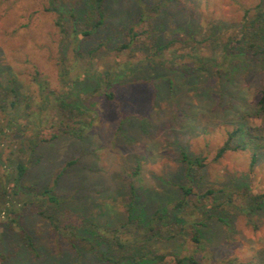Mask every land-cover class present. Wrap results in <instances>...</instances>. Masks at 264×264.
Returning <instances> with one entry per match:
<instances>
[{
	"label": "rangeland",
	"instance_id": "obj_1",
	"mask_svg": "<svg viewBox=\"0 0 264 264\" xmlns=\"http://www.w3.org/2000/svg\"><path fill=\"white\" fill-rule=\"evenodd\" d=\"M55 4L66 36L56 25L57 14L48 9L49 0H0V87H14L34 113L24 133H10L2 141L4 157L14 149L25 152L28 138L57 124L49 106L41 117L37 113L43 97L35 76L59 95L68 90L62 68L72 69L67 82L81 81L89 67L97 74L66 95L67 103L85 112L84 122L77 124L81 136L62 134L32 144L34 150L23 154L30 162L23 185L40 192L57 179L53 190L64 202L47 211L58 222L89 218L112 228L126 220L132 190L135 214L144 220L164 210L186 222L185 230L191 223L199 234L198 242L185 235L154 238L145 252L192 256L197 264H264V200L250 210L245 199L264 193V122L257 108L264 87V0H105L103 23L78 36L73 33L77 26L96 20L90 0ZM243 27L250 35L241 38ZM132 31L147 50L122 47ZM228 38L237 42L240 55L248 42H257L260 53L236 58L220 71L212 63L192 74L179 69L193 63L192 46L210 55L212 40ZM152 42L168 44L153 57L166 61V67L144 60L152 56ZM131 64L138 66L134 73L112 75ZM4 122L0 112V126ZM237 129L234 149L216 158ZM182 152L202 157L204 166L191 168L186 176ZM3 174L0 165V180ZM183 184L193 187L194 201L200 198V211L193 204L175 209ZM207 190L213 191L209 198ZM30 198L24 186L19 189L20 202ZM38 210L34 202L0 217L1 264H110L106 258L115 256L114 250L104 245L83 249L77 240L55 232ZM17 224L32 236L37 254L26 247Z\"/></svg>",
	"mask_w": 264,
	"mask_h": 264
},
{
	"label": "trees",
	"instance_id": "obj_2",
	"mask_svg": "<svg viewBox=\"0 0 264 264\" xmlns=\"http://www.w3.org/2000/svg\"><path fill=\"white\" fill-rule=\"evenodd\" d=\"M55 1L56 0H49L48 9L57 14L56 25L60 32L66 36L67 32L63 21V15L59 12ZM104 2L105 0H90L96 20L93 24L87 27L77 26L73 32L75 36H78L79 34L89 35L95 28L103 23ZM241 30L243 34L241 38L250 35V33L245 30V27ZM135 35L136 33L132 31L128 43L123 44L122 47H130L132 51L147 50V46L135 41ZM153 45L155 49L152 56H147L144 60L155 68L166 67V61H156L153 57L159 56V52L168 44L157 46V42H154ZM236 45L237 42H233L232 38H228L226 41L220 39L212 40L210 55L202 54L199 52V47L192 46L191 48L193 52L189 54V57L192 59L193 63L189 65L183 64L178 67L187 74H192L197 69H205L208 63H212L216 68L219 67L218 70L220 71L221 67L224 65H231L236 58L247 59V55L250 52L251 57L260 52L264 55V49L260 50V52L257 50V42H248V45L243 50V55H240V53L235 50ZM77 54L84 57L81 53ZM64 68L61 69L60 73L62 77L61 81L63 82V88L68 90L59 95L49 88L48 83L45 80L35 76L40 94L43 97V102L41 104L43 108H39L37 113L41 117L44 115V109L49 106V109L53 110L56 115L57 124H54L47 133L44 132L45 130H40L37 131L32 138H28L25 142L27 143L24 148L25 152H23V150L14 149L9 151L5 157L3 155L4 150L2 141H4L10 133H24L25 129L28 128V124L31 123L30 121L34 113L31 115V112H29L30 104L27 101L28 99L21 98L14 87L8 89L0 87V112L5 116V122L0 126V165L4 168V174L0 180V217H10V215L15 214L17 210H20L23 205L27 206L31 203L37 202L39 208L38 213L50 222V225L55 232L62 234L70 241L77 240L83 249L97 250L100 246L104 245L108 249L114 250L115 256L112 258H106L110 264H197L192 256H179L178 254H172L171 252H165L162 250L151 251L150 253L145 252L146 243L151 239L164 238L170 240L178 235H185L191 241L198 242L199 234L197 229L194 228L191 223L188 230H185L183 225H185L186 222H178L181 221L180 219H178V221L173 220L176 216H173L172 214L170 215L169 213L167 214L164 210H156L150 218L144 220L141 214H135L132 190L130 192L129 201L125 204L127 212L126 220H124L119 226L112 228L108 225L89 222V218L58 222L55 217L47 211L50 205L57 209L61 207V204L64 202V200L53 190L57 179H55V184L51 187H43L40 189V192H38V188L34 186L23 185L22 180L24 179L30 163L28 159L23 158V154H30L34 150V145L32 144L37 141L51 142L62 134H69L78 138L81 136V134L78 133L82 132V127L77 126V124L82 121L84 122L85 112L80 110L76 103H67L66 95L68 94L69 89H75L79 82H82L87 78H96L97 74L95 72H90L91 68L89 67L85 70L84 78L81 81L77 77L75 80L67 82V78H69V73L72 69L70 67ZM137 68V64H131L130 66L125 65L123 68H120L119 71L113 72L112 75L117 76L120 74H126L127 70L129 73H134ZM105 75L107 77L111 76L110 72L107 71H105ZM105 95L107 98L113 99V94L111 92H106ZM257 108L261 115V121L264 122V87L260 90ZM238 130L239 129L234 130L229 134V138L217 150L216 158L221 157L227 150L234 149V146L231 145V140ZM181 161L185 163V175L188 177L191 168L196 167L199 169L204 166V159L202 157H189L185 152L181 153ZM23 186L26 191L32 194V198L20 202L17 199V196L19 189L23 188ZM180 189L182 191V196L180 201L175 205V209L181 207L187 208L190 204H193V206L200 211L203 203H198L200 198L194 201L191 197V195L195 193L193 187L188 184H183L180 185ZM212 194V190H207L205 191L204 196H208L209 198ZM245 199L248 202V208L253 210L264 200V193L253 195L247 194L245 195ZM17 225L26 247L31 253L37 254L32 236L23 226L20 224ZM83 231L87 232L90 237L81 236L80 233ZM167 255H172L171 260L167 259Z\"/></svg>",
	"mask_w": 264,
	"mask_h": 264
}]
</instances>
